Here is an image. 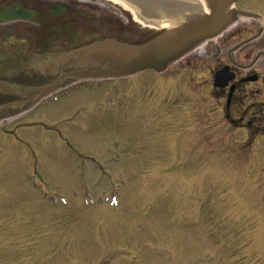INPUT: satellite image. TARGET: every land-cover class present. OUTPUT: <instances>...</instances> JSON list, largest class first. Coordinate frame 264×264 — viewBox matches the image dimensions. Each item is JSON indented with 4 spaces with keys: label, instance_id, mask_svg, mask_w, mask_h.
I'll return each mask as SVG.
<instances>
[{
    "label": "rangeland",
    "instance_id": "1",
    "mask_svg": "<svg viewBox=\"0 0 264 264\" xmlns=\"http://www.w3.org/2000/svg\"><path fill=\"white\" fill-rule=\"evenodd\" d=\"M89 2L108 34L136 42L163 30ZM237 6L261 17L226 34H264V9ZM182 65L50 103L29 146L8 143L0 264H264V128L246 139V120L227 118L206 73Z\"/></svg>",
    "mask_w": 264,
    "mask_h": 264
},
{
    "label": "flooded vegetation",
    "instance_id": "2",
    "mask_svg": "<svg viewBox=\"0 0 264 264\" xmlns=\"http://www.w3.org/2000/svg\"><path fill=\"white\" fill-rule=\"evenodd\" d=\"M92 8L89 0H0V153L6 151L10 158L15 154L7 147L9 142L29 146L28 140L36 139L33 131L42 125L38 115L43 105L52 103L53 94L84 80L78 77L84 74H75L85 69L78 65L79 51L107 40L141 42L121 38L122 32L108 34L105 16ZM18 14L22 17L11 19ZM194 52L180 60L182 69L206 73L211 93L227 118L239 115L246 120V139L249 126L264 128L263 30L225 31ZM221 70L232 77L215 87Z\"/></svg>",
    "mask_w": 264,
    "mask_h": 264
},
{
    "label": "water",
    "instance_id": "3",
    "mask_svg": "<svg viewBox=\"0 0 264 264\" xmlns=\"http://www.w3.org/2000/svg\"><path fill=\"white\" fill-rule=\"evenodd\" d=\"M208 11L165 31L149 42L132 46L107 40L79 51L78 77L124 78L142 72L163 73L203 41L221 34L239 17L251 15L230 0H208ZM221 73L216 76L219 84Z\"/></svg>",
    "mask_w": 264,
    "mask_h": 264
},
{
    "label": "bare ground",
    "instance_id": "4",
    "mask_svg": "<svg viewBox=\"0 0 264 264\" xmlns=\"http://www.w3.org/2000/svg\"><path fill=\"white\" fill-rule=\"evenodd\" d=\"M110 1L121 6L126 11H129L138 22L144 24V27L152 28V29L153 28L163 29L164 32L169 31L170 29L175 28L177 26H180L181 24H183L184 22L188 21L189 19L195 16L206 13L209 8L208 0H110ZM238 1L242 2L244 0H230V2L234 6H237ZM249 1L258 3V5H260V7L264 9V0H249ZM241 10H244L250 13L251 15L241 16L238 19L240 18L250 19L253 18L255 15V13L249 10L242 8ZM150 13L152 15H150ZM260 17L261 16L257 17V19ZM236 21H234L218 36L200 43L196 48L192 50V52H194L197 48L204 46L206 43L221 36L233 24H235ZM163 73H159L158 75H161ZM224 74L225 72L223 71L219 76L220 77L219 80L221 82H223L224 80L223 79ZM95 89L96 88H93L92 91H95ZM83 90L84 89H81L78 93H71L68 96V98H70L71 95L73 94H79ZM68 98H64V99H68ZM60 101L61 100H59L58 103H60Z\"/></svg>",
    "mask_w": 264,
    "mask_h": 264
}]
</instances>
